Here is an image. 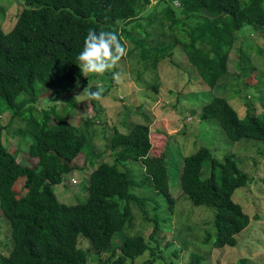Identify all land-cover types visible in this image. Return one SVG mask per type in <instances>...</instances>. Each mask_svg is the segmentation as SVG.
<instances>
[{"label": "trees", "instance_id": "trees-1", "mask_svg": "<svg viewBox=\"0 0 264 264\" xmlns=\"http://www.w3.org/2000/svg\"><path fill=\"white\" fill-rule=\"evenodd\" d=\"M150 4L151 0H25L10 31L0 21V115L11 113V122L19 123L14 132L24 143L10 150L0 125V209L10 222L13 243L9 255L0 253V264H128L147 251L152 257L148 262L153 263L165 257L157 251L158 234L168 221L163 206L173 209L181 196L212 211L213 227L207 230L206 242L213 247H235L237 235L249 225L251 218L234 194L251 178L234 153L217 156L203 145L184 156L182 194L174 196L167 184L169 175L158 176L147 167L153 142L163 131L143 122L126 132L114 127L104 150L97 152L88 130L95 122L88 119L75 126L69 121V112L76 107L73 97L62 108L43 105V93H73L74 84L84 77L77 57L89 30L111 31L126 48L125 56L140 50L145 69L172 60L179 49L203 84L216 93L209 97L206 90L197 99L202 101L201 119L217 121L231 141L250 138L264 146V94L259 98L261 113L248 103L243 117L227 96L219 94L221 84L234 74L229 67L233 52L239 55L237 77L255 68L244 59L248 49L264 52L250 38L236 43L237 33L245 27L264 38V0H159L162 9L144 15ZM156 22L161 35L153 44L147 26L157 27ZM24 148L38 158L35 165L18 160ZM81 153L94 167L87 180L88 195L69 204L59 199L56 187L74 172L73 161ZM130 160L141 163L145 171L136 172ZM206 168L209 173L203 177ZM140 188L150 190V197L141 195ZM135 210L146 222L142 229L153 225L149 238L137 228ZM82 237L90 241L94 253L81 245ZM204 262L202 254L193 252L188 264Z\"/></svg>", "mask_w": 264, "mask_h": 264}, {"label": "rangeland", "instance_id": "rangeland-1", "mask_svg": "<svg viewBox=\"0 0 264 264\" xmlns=\"http://www.w3.org/2000/svg\"><path fill=\"white\" fill-rule=\"evenodd\" d=\"M24 2L25 0H0V21L5 31H10L16 24L20 7ZM173 4L179 5L178 2ZM155 9H162L159 0H151L144 15ZM158 22L155 23L157 27L147 26V30L152 33L153 44H155V37L161 35ZM132 32L139 38L143 36L137 29H132ZM243 38L253 39L264 51V38L253 28L245 27L237 33V45L241 44ZM130 47L131 44L127 42L128 51ZM232 58L234 60L229 67L234 74L221 84L224 89L220 92V87L219 94L227 96L242 117L247 112L248 103L256 109L257 113H261L262 106L259 98L264 94V52L260 53L253 48L248 49L244 59L248 66H255V68L251 72L242 73L241 77H237L238 53L233 52ZM144 65L145 63L140 59V50L133 55L127 54L121 58L114 69L102 75L89 74L78 80L74 84L73 93L61 95L43 93L41 95L44 99L43 105L54 104L62 108L67 105L68 98L73 97L76 107L69 112V121L75 126H81V123L88 119L95 122L88 127V130L94 137L93 144L97 152L104 150L106 142L115 131L114 127L126 132L134 123L143 122L149 124L154 131H163L164 134H159L157 141L153 142L147 167L158 176H160L159 173L169 175L167 184L174 196L182 194L179 178L184 156L195 152L203 145H208L217 156L227 152L234 153L241 168L251 178V182L236 190L234 200L243 206L251 219L249 225L237 235L238 242L235 247H213L212 242H206L207 230L213 227L212 211L205 206L197 207L181 196L173 209L165 204L163 206L168 221L166 230L158 234L157 251L163 253L165 257L149 263L148 260L152 257L147 251L134 261L129 259L127 263L188 264L191 254L197 252L205 257L203 264H264V146L262 142L250 138L231 141L217 121L207 122L201 119L202 101L197 102V99L201 98L206 90L209 97L216 93L210 91L207 84H203L195 69H191L186 55L179 49L175 50L172 60L164 59L156 68L145 69ZM141 72L143 73L139 75ZM98 83L103 86L104 92L106 91L102 101H96L89 96V92L97 90ZM154 83L157 85L156 88L152 86ZM240 88L243 89L241 93L238 91ZM10 119V112L1 114L0 125L4 127V142L10 150H16L24 143L14 132L19 123H12ZM105 129L106 133H104ZM110 159L111 157H107V160ZM18 160L35 165L38 158L25 149L19 151ZM73 163L74 172L56 187L59 199L69 204L86 199L89 182L87 180L94 169L86 162L85 153L79 154ZM162 164L165 168H162ZM130 165L136 172L146 169H142L141 163L134 160H130ZM164 170L165 173H163ZM208 173L206 168L203 177H206ZM17 187L20 188L21 184L19 183ZM138 192L143 196L151 195L150 190L145 191L143 188H140ZM76 195H79L77 199H75ZM135 212H137V228H141L140 226L146 222L142 219L140 210ZM152 231V224L144 229L141 228V232L147 238ZM11 237L10 222L0 209V253L2 255H9L13 245ZM81 245L94 253L87 238H81ZM154 245H156L155 242ZM175 251H178V255L174 253ZM105 256L107 257L108 253ZM90 264L98 263L90 261Z\"/></svg>", "mask_w": 264, "mask_h": 264}, {"label": "clouds", "instance_id": "clouds-1", "mask_svg": "<svg viewBox=\"0 0 264 264\" xmlns=\"http://www.w3.org/2000/svg\"><path fill=\"white\" fill-rule=\"evenodd\" d=\"M125 54L126 48L116 33L89 30L77 59L80 61L82 74L87 77L89 74L102 75L114 69ZM96 89L89 92V96L96 101H102L104 88L98 83Z\"/></svg>", "mask_w": 264, "mask_h": 264}]
</instances>
